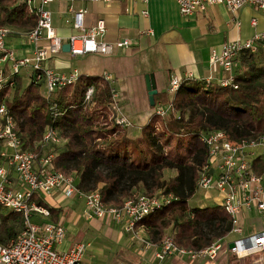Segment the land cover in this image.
<instances>
[{"label": "trees", "instance_id": "trees-1", "mask_svg": "<svg viewBox=\"0 0 264 264\" xmlns=\"http://www.w3.org/2000/svg\"><path fill=\"white\" fill-rule=\"evenodd\" d=\"M36 23L37 16L28 12L25 0H0V27L28 32ZM235 61L228 85L182 80L171 100L173 110L164 117L154 113L134 138L127 135L126 127L114 123L110 85L100 75L80 74L72 84L47 92L44 82L32 80V70L25 74L27 80L20 71L5 72L0 103L6 104L16 123L22 150L38 156L49 152L40 141L46 127L57 130L63 142L51 147L52 168L73 174L83 191L98 188L106 205L120 207L137 193L172 195L135 229L143 226L155 244L169 231L177 245L200 249L225 237L232 224L218 202L189 204L200 190L198 172L208 159L199 135L220 130L232 144L264 138V40L254 52L241 51ZM88 85L94 91L86 104ZM162 95L160 102L165 104L167 95ZM156 102L154 98V106ZM250 167L264 178L262 155L254 157ZM33 197L42 203L36 194ZM49 212L54 215L56 208L49 207ZM22 224L21 213L0 209V244L12 239Z\"/></svg>", "mask_w": 264, "mask_h": 264}, {"label": "built area", "instance_id": "built-area-1", "mask_svg": "<svg viewBox=\"0 0 264 264\" xmlns=\"http://www.w3.org/2000/svg\"><path fill=\"white\" fill-rule=\"evenodd\" d=\"M25 0L29 13L37 16L36 26L26 32V40L34 45L32 55L18 57L15 51L8 47L5 41L8 30L0 27V87L5 81L4 65H8V72L16 74L21 68L31 69L32 80L35 83L44 82L47 92L72 84L79 76L74 70L68 74L58 73L43 65L51 55L61 50L62 40L55 33L51 25V14L46 6L56 0ZM72 1V0H65ZM108 2L110 0H100ZM146 1V0H143ZM181 16L187 17L193 13H203L212 4L224 5L230 12L235 13L244 5L257 8L264 14V0H175ZM86 9L81 8L73 12L72 27L79 32L68 37L69 53L73 56L85 53L109 54L115 47L128 46V39L107 42L103 39L105 25L98 20L92 27L85 29L83 15ZM146 14L145 11H142ZM256 21L253 19L252 24ZM46 43L38 45L40 40ZM264 40V32L256 33L246 40H232L223 43L217 49H212L209 58L211 69L220 68L228 75L218 80L222 86L232 83V71L235 58L243 50L254 52L260 41ZM110 85L112 104L110 110L116 106L117 92L112 86V77L107 71L100 75ZM206 80V82H210ZM181 80L177 76L171 77L167 91L175 95ZM12 86L13 81L9 80ZM93 85H88L84 93V102L89 104L93 94ZM171 102L166 106L155 108V114L164 117L172 111ZM114 115V114H113ZM114 123L119 127L128 126L129 120L124 116H113ZM199 141L208 150L207 162L200 168L196 185L206 193L215 190L216 201L222 206L230 218L232 227L229 233L213 241L209 246L193 249L177 245L170 234L161 238L159 249L154 253L158 261L175 256L189 261L200 259L216 260L219 253L226 249L237 257L249 256L259 252L257 264H264V178L256 175L250 167L252 159L262 155L264 157V138L257 137L232 144L224 137L220 130L200 134ZM0 206L2 208L21 213L23 224L20 231L8 242L0 244V264H79L89 241L77 242L66 250L54 247L62 241L64 228L60 223H36L31 216L34 213L48 216L49 210L34 199L38 193L50 194L61 192L65 198L77 195L84 202V212L88 218L111 219L119 223L123 230L136 236L135 226L147 214L168 203L170 194L162 196H147L137 193L127 198L120 207L106 205L100 196L98 188L83 191L75 185L73 174L53 169L52 159L55 155L51 147L60 145L63 139L57 130L46 127L40 141L41 147L49 152L38 156L34 151L21 149L16 123L8 113L6 104L0 103ZM258 150H262L259 152ZM254 208L260 218V230L251 235L250 245H245L242 239L230 241V235L241 234L240 216L242 211ZM235 246L229 248L228 243ZM254 249V250H253ZM118 264H124L122 262Z\"/></svg>", "mask_w": 264, "mask_h": 264}, {"label": "crops", "instance_id": "crops-1", "mask_svg": "<svg viewBox=\"0 0 264 264\" xmlns=\"http://www.w3.org/2000/svg\"><path fill=\"white\" fill-rule=\"evenodd\" d=\"M81 8L86 9L83 15L85 29L103 20L105 41L128 39L129 45L115 47L109 54L85 53L73 56L69 51L60 50L44 61L43 65L64 74L76 70L79 75L97 76L107 71L117 92L112 113L129 120L126 130L130 138L140 135L141 127L149 122L156 107L171 102L174 95L167 91L171 77L177 76L181 81H206L210 78L211 83H217L228 72L209 67L211 50L225 42L246 40L256 33L264 32V14L249 5L232 13L224 5L212 4L203 13L184 17L179 14L175 0H56L49 3L46 9L50 11L52 28L61 38L62 44L67 43L70 35L79 32L72 27L71 21L73 12ZM253 19L255 24H252ZM10 36L11 40L6 41V44L18 57L32 55L34 45L26 40V32L14 31ZM46 42V39H42L38 45ZM236 65L237 61L233 69ZM4 69L8 72V65H4ZM27 71L28 68H21L20 74L26 77ZM146 75L151 76L157 91L154 95L157 99L155 106H151L148 101ZM163 93L168 99L165 104L160 102ZM47 196L51 197L52 204L44 200H41V204L48 210L49 207H55L56 213L53 215L49 212L48 216L34 213L31 219L36 223H60L63 226L64 237L54 245L58 250H66L77 242L89 241L90 245L79 264H257L256 260L261 255L257 252L237 257L224 249L216 260L189 261L171 256L158 261L154 253L160 244L151 242L143 226L136 228L137 234L134 236L123 230L110 216L101 219L85 216L84 202L77 195L65 198L58 191ZM65 205L70 209L66 215L62 210ZM248 218L257 222L248 225ZM259 221L254 208L242 211V233L230 235L228 239L243 240L256 234L260 230ZM251 226L256 229L246 236Z\"/></svg>", "mask_w": 264, "mask_h": 264}, {"label": "rangeland", "instance_id": "rangeland-1", "mask_svg": "<svg viewBox=\"0 0 264 264\" xmlns=\"http://www.w3.org/2000/svg\"><path fill=\"white\" fill-rule=\"evenodd\" d=\"M21 1H24V0H17V2H21ZM33 3L32 4H36L37 2H38V0H33L32 1ZM1 27H3V28H5V29H7L8 30V35L6 36V38H5V41H10L11 40V36H10V34H14V31H16V30H13V29H11V28H9V27H6V26H1ZM24 33V32H23ZM4 71H5V69H4ZM169 113H167L166 114V116L168 115ZM259 152H261L262 150H258ZM38 195V197L40 198V200H44V201H46L47 203H51L52 204V202H51V197H49V196H47V195H49V194H45V193H38L37 194ZM216 195H217V193H216V191L215 190H210V191H208L207 193L204 191V190H197L196 191V193H195V195L190 199V201H189V204L190 205H192V204H201V205H205V206H212V205H214L215 204V198H216ZM42 198V199H41ZM37 202L39 201V200H36ZM0 209L1 210H3V208H2V206H0ZM62 210H63V212H64V214L66 215V214H68L69 212H70V209L68 208V206H66L65 205V207H63L62 208ZM85 215V214H84ZM86 216V215H85ZM249 219V218H248ZM250 220V222L247 220L246 221V223L249 225H251L252 223H256L257 222V220H253V219H249ZM259 220H260V218H259ZM259 223H260V226H261V222L259 221ZM251 230L250 231H247L246 233L247 234H245L246 236L250 233V232H252L253 231V229H256V227L255 226H251Z\"/></svg>", "mask_w": 264, "mask_h": 264}, {"label": "water", "instance_id": "water-1", "mask_svg": "<svg viewBox=\"0 0 264 264\" xmlns=\"http://www.w3.org/2000/svg\"><path fill=\"white\" fill-rule=\"evenodd\" d=\"M61 50L62 51H69V43H63L61 45ZM145 82H146V88H147V95H148V101H149V104L151 106H154V95L156 94V89L154 87V83H153V80L151 78L150 75H146L145 76ZM251 240H252V237L249 236V237H246L243 239V242L245 245H250L251 243ZM235 244L234 242H229L228 243V247L231 248V247H234ZM254 250V249H253Z\"/></svg>", "mask_w": 264, "mask_h": 264}]
</instances>
